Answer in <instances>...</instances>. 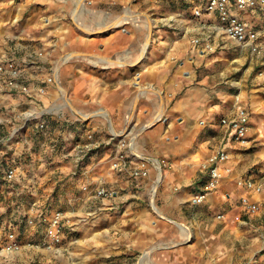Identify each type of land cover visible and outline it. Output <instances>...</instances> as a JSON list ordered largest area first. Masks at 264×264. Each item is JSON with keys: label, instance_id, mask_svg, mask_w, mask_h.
<instances>
[{"label": "crops", "instance_id": "1", "mask_svg": "<svg viewBox=\"0 0 264 264\" xmlns=\"http://www.w3.org/2000/svg\"><path fill=\"white\" fill-rule=\"evenodd\" d=\"M191 1L0 0V62H15L21 83L44 89L33 92L32 100L27 97L29 105L21 108L29 112L21 115L35 113L49 131L58 129L53 139L49 132L50 143H61L68 127L79 126L82 139L91 136V148L109 139L128 142V168L146 160L147 176L132 178L128 170L111 167L115 147L103 146L92 156L80 181L103 182L111 195L95 201L79 193L72 206L61 199L59 207L72 224L57 245L60 251L70 249L64 264H264V225L254 226L249 217L233 220L238 214L264 216V76H257L258 58L215 31V15L192 17L206 0L194 4L189 16L176 8ZM240 17L258 29L264 26V10ZM202 36L210 37L215 52L201 53L191 43ZM259 42L264 48V37ZM230 48L245 53L247 65L226 67L225 72L239 70L241 76L220 81L214 74L223 69L219 65L237 56ZM56 67L55 82L49 84L46 78ZM225 82L238 92L222 91L217 84ZM235 95L248 115L245 144L220 124L234 114ZM21 98L0 94L2 107L9 104L15 111L25 103ZM7 113H0L5 127L20 114ZM216 151L229 157L218 167L222 178L194 204L208 179L203 164ZM58 161L59 166L55 159L50 165L64 172ZM48 175L39 177L45 200L55 178ZM240 178L252 179L260 193L238 185ZM243 196L259 211L247 213ZM34 207L29 213L37 211ZM78 215L91 218L82 222Z\"/></svg>", "mask_w": 264, "mask_h": 264}, {"label": "rangeland", "instance_id": "2", "mask_svg": "<svg viewBox=\"0 0 264 264\" xmlns=\"http://www.w3.org/2000/svg\"><path fill=\"white\" fill-rule=\"evenodd\" d=\"M180 1L183 2L185 0ZM202 1L204 0H192L187 7L179 3L176 8L185 11L187 16H189L192 6ZM183 6L185 8H182ZM234 50V48H230L229 52L237 56L228 57L231 62H222L219 65V69L222 67L223 69L214 73L221 79L220 81L225 78L231 81L236 76L237 78L241 76V73L238 72L239 70L229 69L225 72L226 67H246L247 65V61L245 60L246 54H236ZM235 58H238L239 61L245 60V62L232 61ZM222 72L225 74H221ZM217 86L219 88L224 87L221 90L228 94H236L239 90L238 87L231 86L229 82L217 84ZM6 93L19 95L22 97L21 100L24 99L25 103L18 104L15 111L9 104H4L2 107V101L0 100V113L13 112L7 113L11 116L14 113H20L18 117L16 116L15 120L11 119L7 122L8 127H5L2 123L0 124V264H64L62 259H71L70 249L60 251L61 248L58 249L57 246L47 247L45 244L47 242L45 230L49 215L56 211H62L65 214L66 211L61 210L64 205V202L61 201L62 198H64L66 206H72L73 201L71 200L74 198L77 201L80 198L79 193L87 194L88 198L91 197L92 200L96 201L91 191L95 183L100 181L93 184L86 178L85 183L83 182L82 184L80 181L81 177L84 176L86 166L89 164L92 156H99L102 152L100 150H104L103 146L111 149L115 147L112 157L114 158L117 153V142L109 139L108 143L91 148L90 146L92 145L89 144L91 136L82 139L79 133L80 127L77 126L66 129V139H62L61 143L57 139L50 143L49 132H51L50 137L53 139V134H56L59 130L57 129L54 132L53 130L49 131L46 121H44L41 127V121H39V117L34 115L35 113H26V115L22 116V113L29 112L26 109L29 105L27 97L17 90L14 91L6 88L0 82V94ZM22 106L26 108L23 109L21 108ZM51 122L52 127L58 125L56 122ZM60 132L63 133L62 130ZM16 145H18L20 150V154L17 156L14 151V148L17 147ZM48 146L50 150L46 148ZM58 158L61 161L60 163L66 166L64 172L50 165L53 159H55V163L59 166ZM42 163H45V167H41ZM9 168L15 170V176L11 180L5 178V173ZM44 173L55 177L51 179V185L48 189L50 196H47V200H45L46 195L42 197L45 184L39 178ZM80 175L82 176L80 177ZM101 184L107 189L105 183L102 182ZM83 187H86V190H83ZM36 197L39 198V201L38 199H34ZM49 198L50 200H48ZM68 202L72 204L69 205ZM34 204L38 208H35ZM59 204L63 205L59 207ZM32 207L37 210L35 213H29ZM23 209L25 210L23 211ZM220 215L224 218L223 214ZM255 215L238 214L233 217V220L235 222H242L247 220L246 217H249L254 226L264 225V216L256 218L257 216ZM69 216L67 217L70 224L71 220ZM79 217H82V222H86V220L91 218L90 216L87 219H84L86 218L85 216ZM223 218L218 219L221 220ZM70 235L72 237L74 232H70ZM11 236L20 247L15 251L3 252V249L12 240ZM69 261L72 264H82L80 261L77 262V260Z\"/></svg>", "mask_w": 264, "mask_h": 264}, {"label": "built area", "instance_id": "3", "mask_svg": "<svg viewBox=\"0 0 264 264\" xmlns=\"http://www.w3.org/2000/svg\"><path fill=\"white\" fill-rule=\"evenodd\" d=\"M254 10H264V0H206L199 7L195 8L192 17L195 19L200 18L203 14L215 15V31L220 33L221 37H225L227 41L233 43L238 48H245L249 51L252 57L259 59V68L257 76H264V48L259 40L264 37V26L258 29L256 26L249 25L240 16L241 13ZM191 43L199 48L201 53H213L216 51V45L208 36L194 37ZM58 69L53 68L46 82L53 84L56 79ZM0 81L10 90H17L26 97L32 99L33 92L42 94L43 87H38L35 90L25 83L20 81V70L18 65L13 61L0 62ZM235 112L230 117H225L220 120V124L228 131H232V139L240 144H245L247 141L248 132V115L246 109L240 105V98L238 95L234 96ZM44 121H41L42 127ZM117 138V137H115ZM129 152L128 142L119 139L117 141V156L115 162L112 163L113 169L128 170L132 178L147 176V169L145 161L141 160L134 167L128 168L126 165V153ZM228 153L225 151H216L209 156L203 167L207 169L208 179L205 182L202 190L196 193L193 197L194 204H201L208 193L216 189L219 184L222 174L218 167L220 164L228 160ZM224 172L230 173V168H225ZM15 176V170L12 168L7 169L5 178L11 180ZM237 184L243 188L255 193H260L261 187L256 184L252 179L240 178ZM86 190V187H83ZM93 198L102 200L108 198L110 192L100 182L95 183L93 190ZM243 209L250 214H254L259 210L258 204L251 202L247 196L240 199ZM218 218H223L218 215ZM69 225V218L61 211L53 212L49 215L47 227L45 230V237L47 247L61 245L64 241V228ZM12 238V236H11ZM19 245L15 242L14 238L3 249V252L15 251L19 249Z\"/></svg>", "mask_w": 264, "mask_h": 264}]
</instances>
